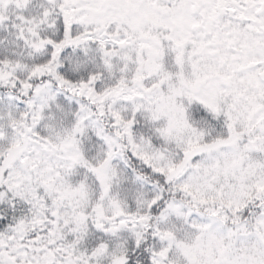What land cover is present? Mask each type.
Returning <instances> with one entry per match:
<instances>
[{
  "label": "snow or ice",
  "instance_id": "snow-or-ice-1",
  "mask_svg": "<svg viewBox=\"0 0 264 264\" xmlns=\"http://www.w3.org/2000/svg\"><path fill=\"white\" fill-rule=\"evenodd\" d=\"M0 264H264V0H0Z\"/></svg>",
  "mask_w": 264,
  "mask_h": 264
}]
</instances>
